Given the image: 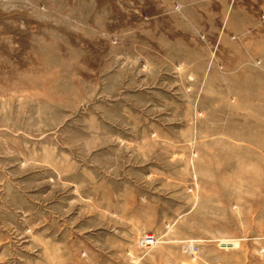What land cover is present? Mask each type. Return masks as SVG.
I'll use <instances>...</instances> for the list:
<instances>
[{
  "label": "rangeland",
  "instance_id": "374dc122",
  "mask_svg": "<svg viewBox=\"0 0 264 264\" xmlns=\"http://www.w3.org/2000/svg\"><path fill=\"white\" fill-rule=\"evenodd\" d=\"M0 264H264V0H0Z\"/></svg>",
  "mask_w": 264,
  "mask_h": 264
},
{
  "label": "built area",
  "instance_id": "2783aa9c",
  "mask_svg": "<svg viewBox=\"0 0 264 264\" xmlns=\"http://www.w3.org/2000/svg\"><path fill=\"white\" fill-rule=\"evenodd\" d=\"M152 242V238H148V240L146 241V243Z\"/></svg>",
  "mask_w": 264,
  "mask_h": 264
}]
</instances>
